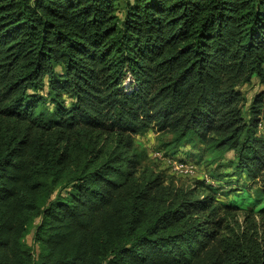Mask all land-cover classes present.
I'll list each match as a JSON object with an SVG mask.
<instances>
[{"label": "trees", "instance_id": "trees-1", "mask_svg": "<svg viewBox=\"0 0 264 264\" xmlns=\"http://www.w3.org/2000/svg\"><path fill=\"white\" fill-rule=\"evenodd\" d=\"M263 126L264 0H0V264H264Z\"/></svg>", "mask_w": 264, "mask_h": 264}, {"label": "rangeland", "instance_id": "rangeland-1", "mask_svg": "<svg viewBox=\"0 0 264 264\" xmlns=\"http://www.w3.org/2000/svg\"><path fill=\"white\" fill-rule=\"evenodd\" d=\"M244 95L249 99L252 100L253 97L256 95L258 91H260V87L257 85V83L254 81L252 85L246 86L242 89ZM262 131L264 133V126L262 127ZM169 137H161L159 136L155 131H150L145 136H138L137 137V144L141 145V149L144 150L148 154V158L146 160V164L152 168L158 169L160 171H165L169 177H173L175 182L180 185L184 186H191L195 184L197 180L203 179V177H213L215 176L217 179H220V185L217 183L216 180L212 179L215 182L216 187H219L221 190L218 194V198H221V200L225 202L230 201V197L227 196V193L229 192V189L235 188L237 190H233L234 194L239 189H243V185L240 184V186H235V180L231 179V177L235 174V169L233 167V159L234 154L232 152H229L226 154L225 158L218 162V164H211L212 162H209V158L205 157V155L202 153V148L198 146V149H194L193 147L188 148V152L191 153V155H187L185 153H181L180 158H184L187 160L193 161V163L197 166V175L195 178L189 179L186 177H182L181 175L177 176L174 175L169 167L162 161H159L155 155L158 152H161L162 145L165 141H168ZM163 152V151H162ZM165 153V152H164ZM201 156V157H199ZM203 160H200V159ZM219 165H222L219 168ZM219 176V178L217 177ZM233 185H232V183ZM231 183V184H229ZM26 243L29 246H33V231L28 235L26 238Z\"/></svg>", "mask_w": 264, "mask_h": 264}, {"label": "built area", "instance_id": "built-area-1", "mask_svg": "<svg viewBox=\"0 0 264 264\" xmlns=\"http://www.w3.org/2000/svg\"><path fill=\"white\" fill-rule=\"evenodd\" d=\"M155 157L164 162L174 175H181L189 179L195 178L197 175V166L193 162H183L179 158L167 157L163 152H158ZM206 176V175H205ZM208 184L214 185L215 183L209 177H205Z\"/></svg>", "mask_w": 264, "mask_h": 264}]
</instances>
